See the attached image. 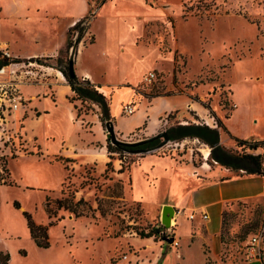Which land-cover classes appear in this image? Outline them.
<instances>
[{
    "label": "rangeland",
    "instance_id": "obj_1",
    "mask_svg": "<svg viewBox=\"0 0 264 264\" xmlns=\"http://www.w3.org/2000/svg\"><path fill=\"white\" fill-rule=\"evenodd\" d=\"M0 2L12 3L11 0ZM164 11L152 22L149 32L150 40L163 53L175 49L173 92L187 93L208 103L226 129L203 106L202 118L192 110L171 111L165 115L169 125L159 131L179 122H206L218 128L219 141L226 149L233 153L259 152L264 156L262 146L242 148L231 136L264 139V0H180ZM2 30L0 26V33ZM73 35L67 33L71 38ZM53 44L54 40L47 48ZM30 45L48 44L38 41ZM0 50L5 52L3 48ZM28 51L32 48L23 45L20 53ZM69 52L70 49L63 48L60 54L68 58ZM41 61L59 64L52 59ZM12 63L22 67L38 64L37 61ZM24 72L26 76L18 77L16 73L22 71L15 66L1 68L0 81L16 79L30 83L33 73ZM163 76L158 72V80L149 84L151 92H168L160 83ZM177 98L187 102L186 95ZM71 101L79 113L77 118L85 113L100 115V107L91 99ZM27 107L10 110L2 103L4 111H0V166L3 167L0 174L6 180L0 181V250L9 253L7 264H160L156 251L161 244L170 249L163 264H245L250 258L247 245L253 233H263L261 245H264L261 173L240 174L238 170L225 169L209 157L210 145L196 137L169 140L145 152L125 149L109 152L103 121H100L103 134L100 130L97 133L102 138V154H93L91 147H79L75 136L68 135L66 147L77 153L65 162L57 158L59 153H52L57 149V142L52 139L56 137L40 135L41 145L35 139L31 119L36 112L28 113ZM28 115L31 118L24 120ZM124 115L122 122L128 127L134 117ZM61 119L56 111L48 113L40 133L63 132ZM139 128L127 136L116 129L115 132L119 138L135 141L146 137ZM39 146H42L41 155L36 154ZM138 147L147 146L134 148ZM93 148L94 152L100 151L99 143ZM107 161H111L113 169L105 170ZM121 165L124 168L119 171ZM220 191L223 197H247L226 201L220 213V204L213 202L220 197ZM46 197L52 200L53 208L56 199L81 198L76 208L88 214L75 215L59 208L53 209L56 215L49 218L44 205ZM165 204L176 205V222L172 216L168 226L161 222ZM199 205L208 213L206 220L199 215ZM23 211L40 223L60 217L48 227L49 246L36 245ZM191 212L195 216L190 219ZM193 221L206 222L210 231L217 233L216 244H210L211 234L204 225L196 232ZM176 225L179 233L174 230ZM157 226L165 238L141 237L135 231V228L146 231ZM182 249L184 254L180 255Z\"/></svg>",
    "mask_w": 264,
    "mask_h": 264
},
{
    "label": "crops",
    "instance_id": "obj_2",
    "mask_svg": "<svg viewBox=\"0 0 264 264\" xmlns=\"http://www.w3.org/2000/svg\"><path fill=\"white\" fill-rule=\"evenodd\" d=\"M11 1V5H3L0 2V26L3 29L0 33V48L4 49V53L12 56L25 58L56 56L59 48L65 44L67 29L79 18L88 15L86 29L77 43L73 57L74 72L80 78H87L108 98L114 127L123 136L129 135L133 129L139 127L143 136L158 132L169 125L165 115L171 111L192 110L201 118L204 117L201 111L205 108L198 101L189 98L187 93L173 92L176 84L171 77L174 72L175 49L163 53L159 46L152 39L150 40L149 27L152 22L160 12H165L164 9L169 8L171 3L178 4L180 0ZM53 40V46L48 49ZM38 41L48 45L45 47L30 45L31 42ZM23 45L30 46L32 51L20 53ZM14 66L22 71L16 73L18 77L26 76L24 71L33 73L29 77L30 83L16 79L15 82L21 92L23 104L18 110L28 106V113L36 112L31 120L35 126V139L39 144L41 145L40 135L45 138L56 137L52 139L56 140L57 149L52 153L73 157L72 155L77 152L74 150L70 152V148L66 147L65 137L74 135L79 147H91L93 154H102V138L97 136L99 130L101 135L103 134L99 115L85 113L80 118L76 117L74 103L68 98L73 92L62 72L56 67L39 63L36 66L25 64L23 67L21 64L10 63L2 69H12ZM152 68L164 74L160 83L168 92L155 94L151 92L150 85L143 83V74ZM181 94L187 96L186 103L182 98H177ZM131 100L135 103V111L130 114L134 118L132 124L125 127L122 122L125 115L121 112V107L123 103ZM53 111L58 112L62 117L65 130L57 135L51 131L41 134V124L45 122L48 113ZM29 115L24 120L30 119ZM96 142L99 143L100 151L95 149L94 152L93 146H96ZM39 149L42 152V146H39ZM246 197V195L223 197L220 191V197L213 202L220 204L221 213L226 201ZM203 205H199L198 209L207 213ZM173 207L176 208V205ZM173 216L175 221V214ZM191 223H194L196 232L204 225L211 234L210 244H216L217 233H212L206 222ZM178 225L174 229L177 232ZM259 247L264 250V245L260 244ZM169 250H166L162 244L159 246L156 260H161L160 264H163ZM181 253L184 254L183 249L180 250L179 254ZM245 264H262V262L259 256H254L248 258Z\"/></svg>",
    "mask_w": 264,
    "mask_h": 264
},
{
    "label": "trees",
    "instance_id": "obj_3",
    "mask_svg": "<svg viewBox=\"0 0 264 264\" xmlns=\"http://www.w3.org/2000/svg\"><path fill=\"white\" fill-rule=\"evenodd\" d=\"M100 1H104V0H100ZM87 18L88 15L79 18L73 25H71L67 29V33L73 32L74 35L72 38L70 36H67L64 46L59 48L58 54L56 56L25 58L19 56H12L0 50V69L3 66H6L12 62H20V61H37L40 64L56 67L63 73L64 77L66 78L73 92L72 96L70 97L68 96L69 100L79 99L80 101H83L85 99H91L92 101L96 102L101 109L99 119L105 122L108 119L112 120V117L109 112L108 98L102 92L98 91L95 85L92 82H90L87 78H80L75 74V72L74 74L71 75L68 70V58H63L60 54L63 48H65L68 51L73 45L75 40L79 41L81 39L87 26ZM42 58L55 60L59 64L57 66L51 62H42L41 61ZM189 97L193 100L198 101L202 106L207 108L209 113L215 117L217 124L222 128L226 129L220 118L215 116L214 111L210 108L208 103L203 102V100H201L198 97L196 98V96L195 97L189 96ZM74 107H76L75 104ZM193 113L195 112L193 111ZM78 114L79 113L77 112L76 115ZM166 131L169 134L170 139L174 141L182 140L183 138L186 137H196L200 139L202 142L209 144L210 145V150L208 154L209 157L217 161L224 167L228 168L229 170H238L240 174L261 173L264 176L263 154L259 152L254 153L251 151H241V152L233 153L231 150L226 149L224 146L221 145L219 141V130L216 126H210L206 122L188 121L186 123L179 122L174 125H170L166 128ZM231 136L235 140L236 145L242 148L247 146L248 148L253 149L258 146H262L264 149V139H247V138L237 137L234 135ZM157 141L158 139H154L149 142H146L145 144H142L141 146H148V145L150 146L155 144ZM106 147L109 152L112 151L122 152V147L120 145L112 144L109 141V139H107ZM41 153L42 152L40 150L36 152V154L39 155ZM57 158L62 159L65 162L71 160L69 157L62 155L57 156ZM105 165H106L105 170L112 168L111 161H107ZM1 168L3 169V167L0 166V169ZM123 168L124 166L121 165L119 171H122ZM0 181L2 183L6 182V180L1 174H0ZM80 199L76 201H74L73 199L70 200L68 199L69 203H67L68 201L67 198L56 199L55 202L57 203V205L55 206L56 208L55 207L53 208L51 206L52 200L46 197L44 205L47 210L48 217L49 218L52 216L55 217L56 212L53 209L57 210L59 208L67 209L70 212L74 213L75 215L88 214L87 212H83L82 210H78V208H76V205L80 202ZM14 205L16 207H19V204L17 202H15ZM88 207L90 208L91 206ZM23 214L26 219V225L29 234L36 243V245L41 247L49 246L48 227L54 224L55 221L58 220L60 217H56V220H48L47 223H40V222H36L32 218L29 212L23 211ZM135 231L141 237L159 235L165 238V234H163V232H160V228L158 226L150 227L146 231L143 229L135 228ZM8 259H9V253L7 251L0 250V264H7ZM260 259L262 264H264V250H261Z\"/></svg>",
    "mask_w": 264,
    "mask_h": 264
},
{
    "label": "built area",
    "instance_id": "obj_4",
    "mask_svg": "<svg viewBox=\"0 0 264 264\" xmlns=\"http://www.w3.org/2000/svg\"><path fill=\"white\" fill-rule=\"evenodd\" d=\"M158 80V72L155 69H148L143 74V83L146 85L152 84L154 81ZM2 103L4 105L6 104V109L10 110H17L19 107L23 106L22 104V96L18 90L17 83L15 80H3L0 81V108ZM0 111H4L3 108L0 109ZM135 111V103L134 101H127L122 104L121 112L123 114H132ZM164 121L166 119L164 118ZM200 217L202 219H206L207 213L205 211L200 210ZM195 216V212H191L189 214L190 218H193ZM172 225V224H171ZM174 225V224H173ZM263 240V233L256 232L253 233L248 242L247 247V254L249 257L254 256H261V249H259V245L261 244Z\"/></svg>",
    "mask_w": 264,
    "mask_h": 264
},
{
    "label": "water",
    "instance_id": "obj_5",
    "mask_svg": "<svg viewBox=\"0 0 264 264\" xmlns=\"http://www.w3.org/2000/svg\"><path fill=\"white\" fill-rule=\"evenodd\" d=\"M78 41L75 40L73 45L70 48L69 56H68V70L69 73L72 75L74 74V68H73V57L74 53L76 50ZM105 129H106V138L109 139V141L114 144V145H120L122 149L128 150L130 152L133 151H140V152H145L148 150H153L156 149L165 143H167L170 139L169 134L167 133L166 129L158 131L152 135L146 136L142 139L135 140V141H129L125 140L122 138L117 137L115 128H114V123L112 120L108 119L105 121ZM160 138L158 142H156L153 145L147 146V147H138L134 148L136 146H141L142 144H145L146 142H149L151 140ZM175 212V209L172 205L170 204H165L162 206L161 209V222L168 226L170 224L171 217L173 216Z\"/></svg>",
    "mask_w": 264,
    "mask_h": 264
},
{
    "label": "bare ground",
    "instance_id": "obj_6",
    "mask_svg": "<svg viewBox=\"0 0 264 264\" xmlns=\"http://www.w3.org/2000/svg\"><path fill=\"white\" fill-rule=\"evenodd\" d=\"M204 153V152H203ZM204 155H205V153H204ZM171 221V220H170Z\"/></svg>",
    "mask_w": 264,
    "mask_h": 264
}]
</instances>
